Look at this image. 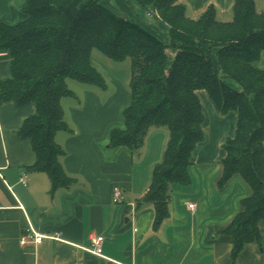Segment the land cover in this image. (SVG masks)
Listing matches in <instances>:
<instances>
[{
    "label": "trees",
    "instance_id": "1",
    "mask_svg": "<svg viewBox=\"0 0 264 264\" xmlns=\"http://www.w3.org/2000/svg\"><path fill=\"white\" fill-rule=\"evenodd\" d=\"M135 1L166 23L168 44L102 0H27L24 21L8 25L0 19V50L11 55V77L0 79V103L35 105L36 112L16 131L32 141L37 159L29 169L46 172L52 189L69 186L73 179L60 160L65 151L55 139L57 132L71 130L62 105L75 95L67 78L106 89L92 61L93 50L114 61L129 58L131 101L123 111L124 126L111 132L110 146H128L137 153L151 127L169 130L162 160L152 170L148 190L137 199L139 207H155L159 224L169 217L173 187L191 182L192 154L205 138L198 95L205 90L221 114L233 110L238 115L235 136L223 143L226 156L221 161L222 184L238 175L251 189L224 230L235 260L248 244L262 239L264 68L259 63L264 10L258 11L254 0H234L232 19L221 21L213 5L192 18L180 0Z\"/></svg>",
    "mask_w": 264,
    "mask_h": 264
},
{
    "label": "crops",
    "instance_id": "2",
    "mask_svg": "<svg viewBox=\"0 0 264 264\" xmlns=\"http://www.w3.org/2000/svg\"><path fill=\"white\" fill-rule=\"evenodd\" d=\"M114 1L118 11L169 43L166 23L150 19L135 0H127L130 9ZM180 1L192 18L210 5L218 20L233 17L234 0ZM26 2L0 0V19L8 25L24 21ZM254 2L258 11L264 10V0ZM102 3L119 14L109 0ZM92 61L101 65L93 52ZM214 61L218 65L216 51ZM260 61L264 68V51ZM10 64V52L1 49L0 79L11 77ZM112 79L117 86L111 93L100 92L107 93L108 84L106 89L72 90L76 103L69 114L64 108L71 130L57 132L55 139L65 151L60 157L64 170L73 179L66 187L52 189L46 172L29 169L37 159L32 141L16 131L36 112L35 105L0 103V264H264V217L259 222L261 243L248 244L235 260L231 237L224 233L241 211V200L251 194L238 175L221 183L223 143L235 136L236 111L221 114L205 90L198 92L205 138L192 154L191 182L173 187L169 217L155 224V207H139L137 199L148 190L152 170L162 160L169 130L151 127L137 153L128 146H110L111 132L124 126L123 111L131 101V77L129 91ZM224 81L242 90L234 80ZM115 188L121 190L122 202L114 201ZM30 227L44 235L41 243L34 241ZM95 235L104 236L103 256L90 251Z\"/></svg>",
    "mask_w": 264,
    "mask_h": 264
},
{
    "label": "rangeland",
    "instance_id": "3",
    "mask_svg": "<svg viewBox=\"0 0 264 264\" xmlns=\"http://www.w3.org/2000/svg\"><path fill=\"white\" fill-rule=\"evenodd\" d=\"M111 4L114 5V0H109ZM114 1V2H113ZM126 6L129 7L130 9V4L128 3L127 0H121ZM130 1H133V0H130ZM115 6V5H114ZM116 7V10L117 12L126 17V18H129L125 13L121 12V11H118L120 10L117 6ZM131 11V10H130ZM131 13L134 15V12L131 11ZM148 17L152 20L154 19H158V20H161V17H159L156 12L152 11L151 13L148 12ZM157 17V18H156ZM93 57L97 60H100L101 61V65L100 63H97L95 64L97 69L102 73V75L104 76L107 84L109 85V90L107 93L103 92L102 90L100 91L102 93V95H107L109 93H111L112 91H114V89L116 88L117 84L115 81H113L112 78H115L118 80V82L122 85H125L126 89L129 91V88H128V81L131 77V62H130V59L127 58L123 61H114L108 57H106L104 54H102L101 52H99L98 50H93ZM103 64V65H102ZM259 65L262 67L261 65V61L259 63ZM111 76H113L111 78ZM67 85L68 87L75 91V92H79L82 88H89V89H92V88H96V86L92 87L88 84H85V83H82V82H79L73 78H67ZM100 89V88H99ZM77 100V98L73 97V96H70V97H67V98H64L62 100V105L63 107L65 108L66 112L69 114V107L74 105ZM104 100V99H103Z\"/></svg>",
    "mask_w": 264,
    "mask_h": 264
},
{
    "label": "built area",
    "instance_id": "4",
    "mask_svg": "<svg viewBox=\"0 0 264 264\" xmlns=\"http://www.w3.org/2000/svg\"><path fill=\"white\" fill-rule=\"evenodd\" d=\"M114 201L115 202H122V192L119 188H115L114 189ZM189 208L192 210V211H195L196 210V205L194 203H191L189 204ZM29 232L34 236V241L36 243H41L43 238H44V235L42 234H39V233H36V231L34 230L33 227H30L29 228ZM27 240V235H24L22 237V242L25 243ZM103 242H104V236L103 235H95L93 236L92 238V247L90 249V251L96 255H99V256H103L102 254V245H103Z\"/></svg>",
    "mask_w": 264,
    "mask_h": 264
}]
</instances>
